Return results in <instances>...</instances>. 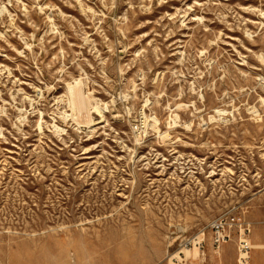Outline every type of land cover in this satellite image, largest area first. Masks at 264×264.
I'll return each instance as SVG.
<instances>
[{"label": "rangeland", "instance_id": "rangeland-1", "mask_svg": "<svg viewBox=\"0 0 264 264\" xmlns=\"http://www.w3.org/2000/svg\"><path fill=\"white\" fill-rule=\"evenodd\" d=\"M226 212L264 264V0H0V264H241Z\"/></svg>", "mask_w": 264, "mask_h": 264}, {"label": "built area", "instance_id": "built-area-1", "mask_svg": "<svg viewBox=\"0 0 264 264\" xmlns=\"http://www.w3.org/2000/svg\"><path fill=\"white\" fill-rule=\"evenodd\" d=\"M139 125L136 124L135 128L138 129ZM245 220L236 214H229V212L220 214L213 221L210 222L208 227L213 231V242L216 248L222 246V244L233 240V230L235 227H239L241 231L239 237V262L241 264H249V251L252 247L251 242L245 236V230L243 224ZM249 231V228H248Z\"/></svg>", "mask_w": 264, "mask_h": 264}, {"label": "bare ground", "instance_id": "bare-ground-1", "mask_svg": "<svg viewBox=\"0 0 264 264\" xmlns=\"http://www.w3.org/2000/svg\"><path fill=\"white\" fill-rule=\"evenodd\" d=\"M76 83V82H75ZM68 91H69V94H71L70 96H71V99H70V104H71V106H72V108H74V107H78L79 105H80V103L77 101V99H76V95H75V93H74V86L73 85H69L68 86ZM78 94V93H77ZM78 97H80V96H78ZM79 101H80V99H78ZM184 105V104H183ZM178 107L177 108H179V107H181L182 106V104H179V105H177ZM218 112H221L220 110H218ZM146 112L144 111V109L142 110V117H143V123H144V126L143 127H145L146 128V126H148V125H151V127L153 128V129H155L156 131H159V133L160 134H162V136L163 137H169L170 136V132L169 131H165V132H163V131H161V129L159 128V126L157 125V124H155V123H153L150 119H147V117H146ZM148 120H149V123H148ZM172 120L175 122V123H177V120H176V118L174 119V118H172ZM172 123H170V125H171ZM143 125V124H142ZM144 128V129H145ZM146 131V130H145ZM139 132H141V131H139ZM137 133V132H136ZM140 134V133H139ZM142 136V135H141ZM140 136V137H141ZM139 137V136H138ZM195 249V248H194ZM195 253L196 252H198L196 249L195 250H193ZM189 252V251H188Z\"/></svg>", "mask_w": 264, "mask_h": 264}, {"label": "crops", "instance_id": "crops-1", "mask_svg": "<svg viewBox=\"0 0 264 264\" xmlns=\"http://www.w3.org/2000/svg\"><path fill=\"white\" fill-rule=\"evenodd\" d=\"M256 248L260 247V245H255Z\"/></svg>", "mask_w": 264, "mask_h": 264}]
</instances>
